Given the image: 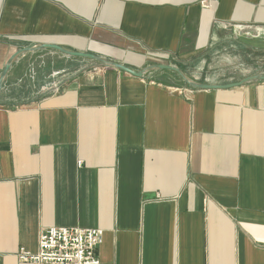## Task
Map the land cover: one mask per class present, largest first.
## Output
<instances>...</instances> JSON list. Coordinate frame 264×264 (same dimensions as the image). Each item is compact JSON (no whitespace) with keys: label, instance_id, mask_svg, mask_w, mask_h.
<instances>
[{"label":"crops","instance_id":"0c3cea01","mask_svg":"<svg viewBox=\"0 0 264 264\" xmlns=\"http://www.w3.org/2000/svg\"><path fill=\"white\" fill-rule=\"evenodd\" d=\"M201 1L0 0V75L50 45L207 85L264 76L252 50L215 76L199 65L229 33L264 43V0ZM52 227L102 230L100 264H264V80L197 90L18 56L0 91V264H28Z\"/></svg>","mask_w":264,"mask_h":264},{"label":"built area","instance_id":"2783aa9c","mask_svg":"<svg viewBox=\"0 0 264 264\" xmlns=\"http://www.w3.org/2000/svg\"><path fill=\"white\" fill-rule=\"evenodd\" d=\"M97 2L100 5L104 0ZM200 6L212 10L213 3L202 0ZM102 239L100 229L52 227L40 232L35 253L20 251L17 259L28 264H100L96 251Z\"/></svg>","mask_w":264,"mask_h":264},{"label":"water","instance_id":"95a60500","mask_svg":"<svg viewBox=\"0 0 264 264\" xmlns=\"http://www.w3.org/2000/svg\"><path fill=\"white\" fill-rule=\"evenodd\" d=\"M249 33H251V31H248ZM40 49H51V50H55L58 51L59 53H62L66 56L69 57H78V58H86V59H90L93 60L99 64H101L103 67L107 68V69H115V70H119L122 71L124 73L130 74L132 76L141 78L144 76V74H146L149 71H153V70H167V71H171L174 72L175 74L178 75V77L182 80V82L187 85L188 87L197 89V90H217V89H226V88H233V87H238L241 86L247 82L250 81H262L264 80V76H254V77H248L243 79L242 81H240L239 83L236 84H231V85H225V86H217V85H207V84H202L199 82H196L194 80H191L190 78H188L180 69L172 67V66H167V65H156V66H152L149 68L144 69L143 71H140L138 73L132 71L131 69L114 63V62H109L106 61L102 58H99L97 56H94L92 54H88V53H76V52H72V51H68L65 49H62L60 47L57 46H50V45H43L40 47H30V48H26V49H22L20 51H17L16 53H14L5 63L1 75H0V91L5 83V79H6V75H7V71L9 66L12 64V62L20 55L24 54V53H28V52H33V51H37Z\"/></svg>","mask_w":264,"mask_h":264},{"label":"rangeland","instance_id":"374dc122","mask_svg":"<svg viewBox=\"0 0 264 264\" xmlns=\"http://www.w3.org/2000/svg\"><path fill=\"white\" fill-rule=\"evenodd\" d=\"M241 43H244L245 50L240 48L239 45H242ZM219 44L220 45L216 47V51L213 52L211 56L204 58L199 63V65L205 63L208 67L206 74L209 77L220 74L226 68H238L239 64L246 60V53L251 50L252 52L247 54L249 59L253 63H255V59H259V63L264 64V60L259 57L263 53L264 43L236 40L235 37L229 33ZM249 59L247 58L248 64H251ZM199 65L196 63L195 76L200 73Z\"/></svg>","mask_w":264,"mask_h":264}]
</instances>
